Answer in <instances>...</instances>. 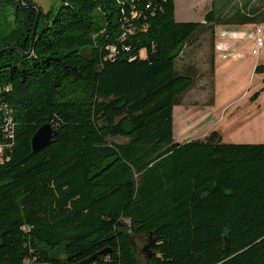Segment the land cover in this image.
<instances>
[{"label": "trees", "instance_id": "trees-1", "mask_svg": "<svg viewBox=\"0 0 264 264\" xmlns=\"http://www.w3.org/2000/svg\"><path fill=\"white\" fill-rule=\"evenodd\" d=\"M16 4L0 24V50L16 49L0 54V264H141L133 237L145 264H264V144L173 139L194 85L183 48L207 34L213 74L215 25L263 16L177 22L174 0H60L31 41L36 11ZM44 124L57 134L34 154Z\"/></svg>", "mask_w": 264, "mask_h": 264}, {"label": "rangeland", "instance_id": "rangeland-1", "mask_svg": "<svg viewBox=\"0 0 264 264\" xmlns=\"http://www.w3.org/2000/svg\"><path fill=\"white\" fill-rule=\"evenodd\" d=\"M30 1L32 4L38 6L41 14H44L54 9L59 4L60 0ZM16 2L17 0H0V24L13 25V11L17 5ZM226 2V6H219L218 0H215V11L218 13L220 9L230 6L229 10L232 15L237 13L239 8L242 7L243 0H226ZM6 3L8 5L5 8L4 6H6ZM175 3L176 6L178 5V9H180L181 15L187 18L185 22H198L202 17V12L211 9L210 0H175ZM224 11L225 10H222V12ZM241 26L244 25H215V32L219 42L221 43L230 33H238L240 35L254 34L255 27ZM225 48L226 47H222L219 49L224 50ZM263 48L264 47H262L260 51H262ZM210 52H212V49L208 35L203 33L194 37L191 43L183 48L182 54L177 60L176 67L180 72H184L183 66L187 64L191 66L192 71L188 68L186 73L194 77V85L186 94L178 99L177 104L173 108V139L175 142L184 143L193 140L195 139L194 137L203 133V131H207L214 123L215 113L210 111L213 106L207 105L208 107L206 108L205 106H201L202 104L212 103L213 99H217L218 103L214 107L218 109L221 106L224 107L225 103L230 99H236L243 93L248 94L246 98L248 101L253 98L256 93L260 96L264 91V85L259 80L261 75L255 74L254 70H251V64L255 62L256 55L252 56L250 54L249 56L245 53L246 56L240 55L231 57V59L224 62L221 67L226 65L229 61H231V63H238L235 71L232 70L231 73L227 74L221 71L217 73V78H214V73L212 74L211 68L208 65ZM144 55V52H142L141 56L144 57ZM242 104H238L242 108L239 112L232 113L228 111L225 114L219 115L221 119L224 118L219 126L222 133H224V143L264 144L263 119L256 120V116L250 118L246 115L247 113L251 115H253L254 112L257 113V108H252L250 105L246 108V106ZM249 108L252 109L250 110ZM258 114L261 113L259 112ZM178 137L180 139H178ZM177 139L180 141H177ZM111 141L120 144L124 143L125 139L114 138L111 139ZM132 242L135 247L136 258L141 264H145L147 239L133 237Z\"/></svg>", "mask_w": 264, "mask_h": 264}, {"label": "crops", "instance_id": "crops-1", "mask_svg": "<svg viewBox=\"0 0 264 264\" xmlns=\"http://www.w3.org/2000/svg\"><path fill=\"white\" fill-rule=\"evenodd\" d=\"M218 3H219V6H223V5L226 6L227 5L226 0H218ZM214 4H215V0H210V8H212V7L214 8ZM174 5H175V10H174L175 20L177 22L187 21V18H185L181 15L180 9H178V7H177L178 5L176 6L175 0H174ZM242 5H243V7H245L244 10L246 13H251V14H253V16H254V14L255 15L260 14L264 18V0H243ZM229 7L224 8V9H220L218 14L219 15H225V14L229 15L230 14ZM231 7H232V5H231ZM240 9L241 8H239V10ZM208 10L209 9H207V11L204 10L202 12V17L198 22L203 23V17L208 12ZM222 10H225V11L222 12ZM256 25H264V21H261V17H259L258 23L246 24V25L241 26V27H245V26L255 27ZM254 38H255L254 34H249V35L241 34L240 35L238 33H230L227 36V38L223 39L220 43L218 38H217V34L215 32V34H214V48H213V50H214V55H213L214 56V78H217V73H220L221 71H223L224 74L231 73L232 70L235 71L238 63H231V61H229L226 65L221 67V65L224 62H227L228 60H230L231 57H236V56H240V55L246 56V54H248L249 56H250V54L252 56H255L253 53V51H254ZM222 47L223 48L226 47V48L224 50L219 49ZM263 47H264V45H263ZM259 54L255 56L256 57L255 62H253L251 64V66H252L251 70H254V68L258 65H262L264 67V48L262 51H260ZM258 75H261L259 80L264 85V73H261ZM247 96H248L247 93H243L242 95L238 96L236 99H230L228 102L225 103L224 107L221 106L218 109H216V107H214L218 103L217 99H213L212 103L202 104L201 106H205L206 108L208 107L207 105L213 106L210 111L215 113V119H214V123L211 125V127L207 131H203V133H200L199 135L194 137L195 139H193V140H201L206 136V134L209 131L216 130L221 134L222 141L224 142V133H222V130H220V128H219V126H220L221 122L224 120V118L221 119L219 117V115H221L223 113L225 114L228 111L232 112V113L233 112H239L242 109L240 106L242 103H243L242 105L246 106V108L248 107V105H250V107L252 106V108L253 107L257 108V113L254 112L253 115H251L250 113H247L246 114L247 116H249L250 118H254L256 116V120L257 119H263V121H264V91L256 99L248 100L249 102L246 100ZM238 104H240V105H238ZM252 108H249V109L251 110ZM259 112L261 114H258ZM173 135H174V133H173ZM178 139H180V138L178 137ZM178 139H177V141H180Z\"/></svg>", "mask_w": 264, "mask_h": 264}, {"label": "water", "instance_id": "water-1", "mask_svg": "<svg viewBox=\"0 0 264 264\" xmlns=\"http://www.w3.org/2000/svg\"><path fill=\"white\" fill-rule=\"evenodd\" d=\"M17 3L22 10L34 9L36 11L35 23H34V27L32 31V36H31V41H33L36 35V27L39 21V17L41 15L40 9L38 8V6L34 4H30V5L24 4V0H17ZM7 50L16 51V49H3V50H0V54L3 52H6ZM56 134H57V131L50 124H44L43 126H41L35 132V134L33 135L31 139L32 153L34 154L38 153L44 148H46L51 143V141L54 139Z\"/></svg>", "mask_w": 264, "mask_h": 264}, {"label": "built area", "instance_id": "built-area-1", "mask_svg": "<svg viewBox=\"0 0 264 264\" xmlns=\"http://www.w3.org/2000/svg\"><path fill=\"white\" fill-rule=\"evenodd\" d=\"M255 38H254V55H257L258 52L262 49L264 40V25H256L255 26V32H254ZM4 122V131L8 134V136L12 135V127H11V119L8 117H5L3 119ZM4 147L0 145V160L2 159Z\"/></svg>", "mask_w": 264, "mask_h": 264}]
</instances>
